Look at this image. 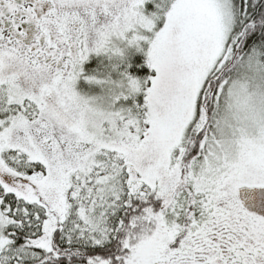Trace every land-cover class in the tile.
<instances>
[{
  "label": "snow or ice",
  "instance_id": "obj_1",
  "mask_svg": "<svg viewBox=\"0 0 264 264\" xmlns=\"http://www.w3.org/2000/svg\"><path fill=\"white\" fill-rule=\"evenodd\" d=\"M0 264H264V0H0Z\"/></svg>",
  "mask_w": 264,
  "mask_h": 264
}]
</instances>
